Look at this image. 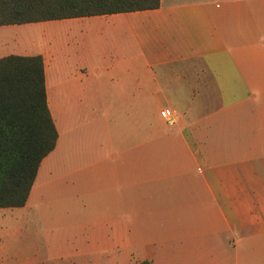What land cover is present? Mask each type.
I'll use <instances>...</instances> for the list:
<instances>
[{
  "label": "crops",
  "instance_id": "crops-1",
  "mask_svg": "<svg viewBox=\"0 0 264 264\" xmlns=\"http://www.w3.org/2000/svg\"><path fill=\"white\" fill-rule=\"evenodd\" d=\"M10 54L41 55L58 132L21 207L60 147L79 163L63 186L103 237L157 220L158 246L139 261L264 264V0L0 25V57Z\"/></svg>",
  "mask_w": 264,
  "mask_h": 264
},
{
  "label": "trees",
  "instance_id": "trees-1",
  "mask_svg": "<svg viewBox=\"0 0 264 264\" xmlns=\"http://www.w3.org/2000/svg\"><path fill=\"white\" fill-rule=\"evenodd\" d=\"M160 0H0V25L155 9ZM58 132L41 55L0 57V208L25 205ZM134 264H150L148 260Z\"/></svg>",
  "mask_w": 264,
  "mask_h": 264
},
{
  "label": "rangeland",
  "instance_id": "rangeland-1",
  "mask_svg": "<svg viewBox=\"0 0 264 264\" xmlns=\"http://www.w3.org/2000/svg\"><path fill=\"white\" fill-rule=\"evenodd\" d=\"M205 76L201 72L199 83L212 88ZM63 157L59 147L48 164L37 199L27 207L0 208V255L4 260L12 264H134L143 258L138 253L158 246L154 216L147 222L135 221L132 236L103 237L94 216L83 213V200L77 196L76 186L74 190L63 186L69 180L76 185L79 165L77 156L66 155L64 163ZM67 171L72 173V180L66 177ZM116 242L122 247L115 256L111 246Z\"/></svg>",
  "mask_w": 264,
  "mask_h": 264
},
{
  "label": "built area",
  "instance_id": "built-area-1",
  "mask_svg": "<svg viewBox=\"0 0 264 264\" xmlns=\"http://www.w3.org/2000/svg\"><path fill=\"white\" fill-rule=\"evenodd\" d=\"M174 111L170 108H164L160 111L161 117L165 118L167 121H171L173 118Z\"/></svg>",
  "mask_w": 264,
  "mask_h": 264
}]
</instances>
